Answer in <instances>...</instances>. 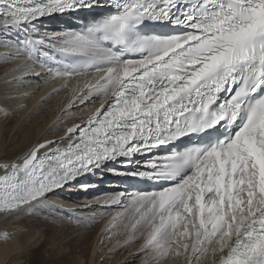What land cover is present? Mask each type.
<instances>
[{
  "label": "snow or ice",
  "instance_id": "1",
  "mask_svg": "<svg viewBox=\"0 0 264 264\" xmlns=\"http://www.w3.org/2000/svg\"><path fill=\"white\" fill-rule=\"evenodd\" d=\"M73 9L99 11L39 34L40 18ZM0 30L17 33L0 59L25 61L11 73L39 68L99 101L59 141L0 164V217L122 161L147 186L112 198L113 227L157 264H264V0H0Z\"/></svg>",
  "mask_w": 264,
  "mask_h": 264
},
{
  "label": "bare ground",
  "instance_id": "2",
  "mask_svg": "<svg viewBox=\"0 0 264 264\" xmlns=\"http://www.w3.org/2000/svg\"><path fill=\"white\" fill-rule=\"evenodd\" d=\"M59 20L58 15L40 18L35 22L39 34L55 37L72 30L61 29ZM16 36L15 31L0 30V57L11 51L4 44ZM24 63L0 59V104L7 105L9 112L4 116L0 111V164L20 162L25 153L45 140L59 141L68 127L82 124L91 110L99 107V101L80 102V93L73 91L75 80L64 87L62 81L52 80L39 68V77L31 72H10L16 64ZM114 165L128 166L122 161ZM102 169L95 170L97 180L90 181L88 174L81 176L18 219L0 217V264H48L51 256L60 264H157L151 253L142 250L143 238L130 240L122 227H113L112 217L120 208L111 200L122 191L103 190L114 184H100ZM91 224L95 226L92 235ZM5 231L7 238L2 235ZM37 257L39 261L34 263ZM158 264H184V260L169 256Z\"/></svg>",
  "mask_w": 264,
  "mask_h": 264
},
{
  "label": "rangeland",
  "instance_id": "3",
  "mask_svg": "<svg viewBox=\"0 0 264 264\" xmlns=\"http://www.w3.org/2000/svg\"><path fill=\"white\" fill-rule=\"evenodd\" d=\"M102 181H103V180H102ZM102 181H101V182H102ZM100 184H105V183H100ZM103 190H104V189H103ZM119 210H120V209H119ZM91 225H92V224H91ZM111 225H112V224H110L109 226L111 227ZM67 226H68V225H67ZM94 228H95V226L92 225V226H91V229H90L91 235H92V232L95 230ZM3 230H5V229H3ZM49 231H50V230H49ZM89 238H91V237H89ZM38 261H39V257H37V258L34 259V263H35V262H38ZM50 263H51V264H60V263L56 260V258H55L54 256H51V259H50V261L48 262V264H50Z\"/></svg>",
  "mask_w": 264,
  "mask_h": 264
}]
</instances>
